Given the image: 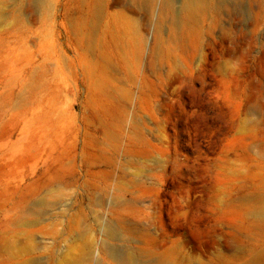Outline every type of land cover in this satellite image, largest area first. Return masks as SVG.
<instances>
[{"label": "rangeland", "instance_id": "1", "mask_svg": "<svg viewBox=\"0 0 264 264\" xmlns=\"http://www.w3.org/2000/svg\"><path fill=\"white\" fill-rule=\"evenodd\" d=\"M37 1L0 0V264H117L95 254L103 225L122 258L244 264L264 250V0H208L181 41L182 0L148 13L108 0L143 43L126 66L108 49L117 91L80 73L102 59L70 33L78 0Z\"/></svg>", "mask_w": 264, "mask_h": 264}, {"label": "bare ground", "instance_id": "2", "mask_svg": "<svg viewBox=\"0 0 264 264\" xmlns=\"http://www.w3.org/2000/svg\"><path fill=\"white\" fill-rule=\"evenodd\" d=\"M129 1V8L134 13L140 11L150 12L154 2V0ZM44 2L45 0L37 1V4L42 5ZM108 5V0H78L77 13L70 16L68 21L70 33L74 37L77 45L90 54L97 52V57L102 59L101 64L97 67L95 60L88 63L85 60L81 61L80 58V73L82 72L84 80L88 83V91L93 90L91 87L100 91L107 86L113 87L114 91H117L118 87L114 83L108 84L104 75V73L106 74V63L109 65L112 64L108 56V49L111 46L119 53L120 61L124 66L129 64L130 59L133 61L134 58L138 57L143 49L142 35L136 30L134 22L126 18L122 12H108ZM206 6H208V0H182L180 8L171 18V23L176 26L175 31H173V39L181 41L185 31L195 30L196 26L194 24L197 21L196 18L203 13ZM163 12L164 9L162 11L160 10L162 18L165 13ZM119 91L121 94L127 95L125 90L120 88ZM254 216L256 222L264 231V206L257 207ZM116 228L117 226L115 228L105 225L100 226L99 232L101 233V239L99 246L95 249V254L104 253L117 262V264L173 263L171 256L167 252L155 254L152 250L143 248L139 249L138 255L127 250L125 256L123 258L120 257L115 253L110 243L116 235V230L118 229ZM120 228L125 232H132L131 228L125 224L121 223ZM82 260L79 255L75 260H68L66 264H83L84 261ZM263 262L264 250H261L253 252L244 264H261ZM94 264H102V262Z\"/></svg>", "mask_w": 264, "mask_h": 264}]
</instances>
